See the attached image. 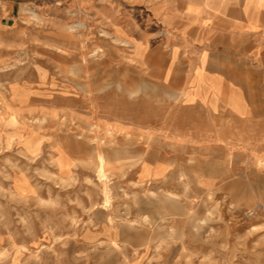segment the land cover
<instances>
[{
  "label": "rangeland",
  "instance_id": "obj_1",
  "mask_svg": "<svg viewBox=\"0 0 264 264\" xmlns=\"http://www.w3.org/2000/svg\"><path fill=\"white\" fill-rule=\"evenodd\" d=\"M159 1L0 15V264H264V149L181 84L196 70L152 69Z\"/></svg>",
  "mask_w": 264,
  "mask_h": 264
},
{
  "label": "crops",
  "instance_id": "obj_2",
  "mask_svg": "<svg viewBox=\"0 0 264 264\" xmlns=\"http://www.w3.org/2000/svg\"><path fill=\"white\" fill-rule=\"evenodd\" d=\"M21 1L0 0L3 19ZM152 6L159 35L167 32L169 39L148 50L162 59L152 60V69L196 70L181 84L196 88L197 100L218 116L232 118L240 149L263 150L264 0H160ZM144 52L141 45L138 54ZM148 174L156 178L161 169L153 165Z\"/></svg>",
  "mask_w": 264,
  "mask_h": 264
},
{
  "label": "bare ground",
  "instance_id": "obj_3",
  "mask_svg": "<svg viewBox=\"0 0 264 264\" xmlns=\"http://www.w3.org/2000/svg\"><path fill=\"white\" fill-rule=\"evenodd\" d=\"M140 46H141L140 44H135L136 53H138ZM10 91L12 94L13 101L18 102L19 104H23L25 102L28 103L30 101L29 100L30 99V92L27 90V88L25 87V85L23 83H17V84L11 85ZM0 122H1V119H0ZM26 142L28 144H30V143L34 144L35 147H38V142L36 141V136L34 135V133H30L28 135ZM146 166L147 165H144L143 169H146ZM147 172H148V169H147ZM98 178L101 181L107 180L105 171L103 170L102 167H100V169L98 171ZM105 196H106V199H105L103 205H104V207L109 208L111 206V203H110V199H109L108 190H105Z\"/></svg>",
  "mask_w": 264,
  "mask_h": 264
}]
</instances>
